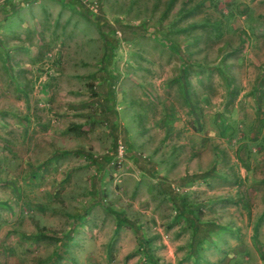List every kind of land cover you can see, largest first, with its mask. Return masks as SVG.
I'll return each mask as SVG.
<instances>
[{"label": "rangeland", "instance_id": "1", "mask_svg": "<svg viewBox=\"0 0 264 264\" xmlns=\"http://www.w3.org/2000/svg\"><path fill=\"white\" fill-rule=\"evenodd\" d=\"M170 2L23 8L34 28L26 47L9 63L0 47V264H197L169 192L203 205L200 222L238 228L210 235L216 245L206 240L199 264L243 251L238 264H264V220L252 236L264 211V141L250 144L264 140V0ZM18 70L32 86L30 110L21 84L7 80ZM108 89L133 105L105 109L93 98ZM68 125L81 134H65ZM212 165L217 173L203 178ZM80 208L89 209L82 219Z\"/></svg>", "mask_w": 264, "mask_h": 264}, {"label": "trees", "instance_id": "2", "mask_svg": "<svg viewBox=\"0 0 264 264\" xmlns=\"http://www.w3.org/2000/svg\"><path fill=\"white\" fill-rule=\"evenodd\" d=\"M201 1L203 2V0H201ZM173 2H174V0H171L170 6L172 5L171 3H173ZM76 4H77L78 9H81L79 6V2L76 1ZM3 5L6 6V9H9V11H11V10L16 8L14 6L17 5V2L14 3L13 0H6V2H4V4H2V7H3ZM2 7H1V12H3V10H4V9H2ZM225 18H226V20H228V17H225ZM200 24H201V27H204V25L206 23L204 21H202V23H200ZM213 25H215V28ZM219 25H220L219 20H215V21L213 20V22H212L213 29H219V27H217ZM197 27H198V25H197ZM190 29L191 28L189 27L185 31H188ZM159 31H161V30H159ZM162 31L166 35V34H170L173 32L175 33L178 30H174V29H170V28L165 27V28H162ZM101 35L104 36L103 37V46H104L105 52H107V50L109 49V44H110V41L108 40L107 37H110V36L104 35L102 33H101ZM197 41H199V36H197L196 38L195 37L193 38L194 43L195 42L197 43ZM225 44H226V42H224V45ZM195 45H198V44H195ZM173 47H175L174 49H176L178 51V47L176 45H173ZM187 56L188 55H186L185 58H181V56H180L181 66L191 64V62L189 61V57H187ZM103 57L104 58L107 57L105 53L103 54ZM105 67L106 66L103 64L102 69H105ZM223 67H226L225 69L228 68L226 64H223ZM260 86H261V84H260ZM108 88H109V86H108ZM25 120H27V116H25ZM164 121H165V118L163 119V122ZM250 139L252 140V142L250 143L251 145H263L262 141H264V140L258 139L257 136L252 137ZM215 173H217V172L214 170V165H212L208 170H206V173H203V175H204L203 178H205V176H207V175H211V174H215ZM222 177L224 178V176H222ZM185 180H187V178ZM177 193H179V192H177ZM182 195L183 194H176L174 192H171V193L169 192V198L171 199V201L175 202V198L179 197L178 203L175 202L177 204L174 207L175 215L177 216V218L182 219V221L184 223L183 227L187 230L188 229L190 230L191 235H190V241L188 242V244H189L191 252L190 251L189 252L193 254V256H194L193 260L195 262H197V264H199V261L203 260V257H202L200 252H201L202 247L205 245L206 240H208V242L212 243V245H216V240L213 241L212 236H210L211 234H213L214 232H218V230H222V229L228 233H236V232H238V228H237V226H234L231 221H229L227 224H224L222 226L218 225V223L216 221H205V222L201 221L200 222L198 220V215H199V210L201 209V207L203 205H201V204L199 205L196 202H192V203L187 202L186 198L184 197L185 195H183V196ZM262 220H264V211L256 218V220L253 222V225H252V236L254 238V242L258 238V228L260 227V222H262ZM65 239L68 242V240L70 241L72 239V237H70V235L67 234L65 236ZM246 254L247 253H245V251H243L239 254L232 255V256L227 258V261H229V262L234 261V262H236V264H238L241 261V257H243ZM239 256H240V259H239Z\"/></svg>", "mask_w": 264, "mask_h": 264}, {"label": "crops", "instance_id": "3", "mask_svg": "<svg viewBox=\"0 0 264 264\" xmlns=\"http://www.w3.org/2000/svg\"><path fill=\"white\" fill-rule=\"evenodd\" d=\"M35 1H37V0H35ZM35 1L34 0H14L13 1L14 3L17 2V5L14 6V7H16L15 9L9 11V9H6V6L3 5L2 9H4V10H3V12L0 11L1 12V15H3V17L0 18V47H1V49L3 51L6 52V56L4 55L5 58H3V56H2L3 53L1 54V56H2V58L4 60H8V63L10 62L9 59H11L12 53L14 54V52H16V53L21 52L22 47L23 48L26 47V43L25 42L28 40V33H31L34 30L33 27H30V29H31V32H30L29 31V28H27V26L24 25L23 21L20 18H21V15H22L23 8L26 7V9H27V7L30 6V5H32V3L34 4ZM12 21H14L15 25H12V23H11ZM12 27H15V29H13ZM3 41H5V42H3ZM12 42H14V43L17 42L18 44H14ZM20 46H21V48H20ZM19 65H22V70H25L26 67H27V62L26 61L19 62ZM7 80L10 81V82H15V83L19 82L21 84L22 87H20L19 94L21 95V97L23 98V100L26 101L25 102L26 103L25 108H28V110H30L29 109V106H30V104H29V94L31 92H28V91L31 90V87L32 86H30V85L27 84L29 82H26V85H24V82L26 80L22 76V71L21 70H18L17 73L11 72L10 74H8ZM135 80H137V79H135V78L132 77V81L134 83L138 84L137 82H135ZM41 83L42 84L41 85L39 84V86H38V90H40V88H42V87L44 89V85L43 84L45 83V81L44 82H41ZM109 91L111 92L110 93V96H109ZM115 91H113L114 92L113 93L111 90L108 89L107 92L101 93V94L98 95V97H95L93 99L94 100H100V99L104 100L105 99V101L107 102L106 105H105V109L107 107H109V108H112L114 110V108L117 109L118 106L122 107L121 105H119L120 102L123 104L122 109H125L126 104H127V106H126L127 108L130 107L131 105H133V102L126 103L124 101L125 100V97H123V93L122 92L121 93H117ZM39 93L41 94V99L44 101L43 104L47 105L48 104L47 94H42V92H39ZM115 93H116V95H115ZM107 97H108V99H107ZM102 100L100 102V105L103 107ZM113 104H114V108L112 107ZM45 111L48 114L53 115V116L54 115H56V116L58 115L56 112H53L50 109H46ZM114 112H115V110H114ZM27 119H29V114H27ZM43 126H44L43 127L44 130H46L47 128L49 129V127H47V124H44ZM76 129H78V128H74L73 126H69L68 125V126H66V128L64 129V131H66L65 134H69L70 132L74 133V135L81 134V133H77L76 132ZM55 151H58V150L55 149V150L51 151L52 154L49 155V157L47 158V160H49V161L52 160L53 161L55 159V155L57 157H58V155H60V154L56 153ZM61 153L63 154V153H66V152L65 151H62ZM82 207H84V206H82ZM88 210L89 209H87V210L86 209H83L82 210V213H78V214H81L82 215L81 219L84 216H86V212ZM71 217H74V216L71 215ZM74 219L75 220H73V223L76 224L77 223V221H76L77 219L76 218H74ZM71 222H72V220H71ZM35 234H36L34 236L35 238H37L38 236H40L39 231H36ZM69 235L71 237V234H69ZM211 235H214V234H211ZM26 238L31 240L30 237H26ZM70 241L68 240V242H70ZM55 257H57V256H55ZM225 263L226 264H229L230 262L226 260Z\"/></svg>", "mask_w": 264, "mask_h": 264}, {"label": "built area", "instance_id": "4", "mask_svg": "<svg viewBox=\"0 0 264 264\" xmlns=\"http://www.w3.org/2000/svg\"><path fill=\"white\" fill-rule=\"evenodd\" d=\"M117 153H118L119 157H121V155H122V153H123V146H122V145H119V146L117 147Z\"/></svg>", "mask_w": 264, "mask_h": 264}]
</instances>
